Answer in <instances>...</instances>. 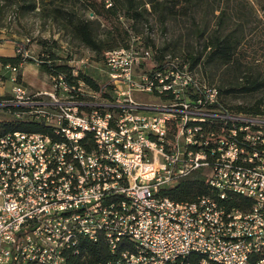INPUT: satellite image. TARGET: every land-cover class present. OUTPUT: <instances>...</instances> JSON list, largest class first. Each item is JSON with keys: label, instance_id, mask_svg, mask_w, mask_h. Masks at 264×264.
Wrapping results in <instances>:
<instances>
[{"label": "built area", "instance_id": "built-area-1", "mask_svg": "<svg viewBox=\"0 0 264 264\" xmlns=\"http://www.w3.org/2000/svg\"><path fill=\"white\" fill-rule=\"evenodd\" d=\"M103 62L107 89L55 76L33 93L17 68L0 76L12 86L0 110L53 132L0 139V264H73L81 239L101 238L112 256L99 264H264V117L233 112L182 58L159 60L139 38ZM68 64L77 77L88 59ZM197 170L215 196L165 195ZM231 195L252 208L228 210Z\"/></svg>", "mask_w": 264, "mask_h": 264}, {"label": "trees", "instance_id": "trees-1", "mask_svg": "<svg viewBox=\"0 0 264 264\" xmlns=\"http://www.w3.org/2000/svg\"><path fill=\"white\" fill-rule=\"evenodd\" d=\"M107 1L0 0V33L13 23L21 25L32 18L42 27L56 29L67 41V51L62 41L39 40L37 58L42 71L49 78L64 76L69 83L83 81L97 89H107V83L99 85L84 72L73 76L68 62L78 53L72 46L87 49L96 60L103 61L106 52L129 48L132 39L139 38L156 52L159 60L168 55L182 58L194 73L200 74L202 81L218 89L222 103L233 112L264 117V29L255 22L243 0H109V7ZM151 20L163 34L170 26L188 25V30L184 38L181 35L157 46L148 33L153 29ZM8 40L15 42L16 50L22 47L25 51L32 42L28 39L29 43L24 45ZM0 61L2 78L7 79L4 69L10 65L18 69L20 83L22 65L34 63L17 52L15 57H1ZM104 95L110 97L107 91ZM8 99V95L0 97V101ZM2 111L9 118L0 121V139L17 131L53 136L52 129L42 122L17 119L14 115L24 112L22 108L8 107ZM164 193L179 202L215 196L201 170L173 182ZM224 205L228 210L249 211L253 201L231 195ZM78 247L80 255L71 260L73 264H99L112 256L103 238L97 242L81 239Z\"/></svg>", "mask_w": 264, "mask_h": 264}, {"label": "rangeland", "instance_id": "rangeland-1", "mask_svg": "<svg viewBox=\"0 0 264 264\" xmlns=\"http://www.w3.org/2000/svg\"><path fill=\"white\" fill-rule=\"evenodd\" d=\"M243 1L251 10L255 22L264 29V0ZM123 22L128 25V22H126L125 20H123ZM151 24L153 26V29L148 33H150L149 35L156 41L157 46H161L165 42H170L174 39H177L181 35L184 38L188 30V25H181L179 27L170 26L169 31L163 34L158 25H156L153 20H151ZM25 32H29V35H26ZM4 33L8 39L17 40L24 45H27L29 43V40H32L29 45L28 53L30 56L34 57H37L40 52L38 43L39 40L55 39L62 41L65 46L67 45V41L57 33L56 29L50 27H42L40 22L34 18L23 21L21 25L13 23L11 28L5 30ZM195 46L197 48H200L199 43H195ZM72 49L74 52L78 53V56L88 59V64L84 68L85 74L93 78L99 85L107 81V76L104 73V62L102 60H96L95 55L87 49L77 48L75 46H72ZM195 74L198 78H200V74L198 72ZM21 75L22 84L30 92L36 93L43 90H52L50 79L47 78L41 67L36 63H24L21 67ZM7 118H9L8 114L0 110V121L6 120Z\"/></svg>", "mask_w": 264, "mask_h": 264}, {"label": "crops", "instance_id": "crops-1", "mask_svg": "<svg viewBox=\"0 0 264 264\" xmlns=\"http://www.w3.org/2000/svg\"><path fill=\"white\" fill-rule=\"evenodd\" d=\"M0 58L1 57H15L16 56V44L15 42L8 40L5 36L4 31L0 33ZM3 74V66L0 61V76ZM46 75V74H45ZM47 76V75H46ZM47 78H49L47 76ZM50 79V78H49ZM11 84L5 83L4 85H0V97H4L10 94L11 92ZM40 92H48L47 90H43Z\"/></svg>", "mask_w": 264, "mask_h": 264}]
</instances>
